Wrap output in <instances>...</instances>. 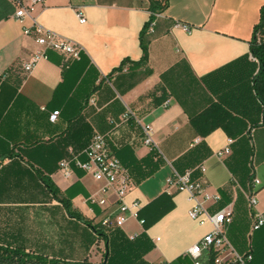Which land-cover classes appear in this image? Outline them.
<instances>
[{
	"label": "crops",
	"instance_id": "1",
	"mask_svg": "<svg viewBox=\"0 0 264 264\" xmlns=\"http://www.w3.org/2000/svg\"><path fill=\"white\" fill-rule=\"evenodd\" d=\"M152 1L162 0L37 5L32 17L38 26L82 49L72 60L24 35L32 18L20 22L13 2L0 0V246L65 264H102L107 252L126 249L136 258L128 264H193L185 254L211 227L189 218L188 194L167 191L166 181L172 168L183 173L203 165L206 172L197 177L212 198L205 206L212 213L232 206L230 242L240 253L253 251L251 264H264V227L252 231L246 198L250 174L260 181L257 210L264 214L263 113L252 88L257 64L250 54L264 0H167L146 36L143 61L141 34ZM41 52L45 56L26 73L24 66ZM145 126L152 128L158 151L144 143ZM94 133L108 136L132 182L126 201L141 203L146 226L129 218L100 238L95 230L116 212L115 196L106 208L92 203L104 183L75 161L72 176L63 178L60 162L69 149L84 162L81 152ZM229 140L230 154L217 157ZM42 177L80 218L68 214Z\"/></svg>",
	"mask_w": 264,
	"mask_h": 264
},
{
	"label": "built area",
	"instance_id": "2",
	"mask_svg": "<svg viewBox=\"0 0 264 264\" xmlns=\"http://www.w3.org/2000/svg\"><path fill=\"white\" fill-rule=\"evenodd\" d=\"M16 8L15 17L24 22L26 18H32L33 26L24 27L23 33L26 36L34 37L36 43L44 50H53L59 52L72 60H78L81 57L82 49L76 44L62 39L57 35L45 31L37 25L36 19L32 17L37 5H44L46 0H31L26 3L24 0H11ZM81 24L86 23V18L82 12H77ZM160 14L156 15L159 18ZM155 21L151 24L149 33L154 30ZM184 31L190 32L191 28L188 25L177 23ZM45 56L44 52L36 54L24 66V71L30 73L37 62ZM95 98L91 99V103H95ZM168 105V102L165 103ZM59 116V112H53L50 116V121L55 123ZM144 143L147 146L153 147V130L149 126L143 127ZM200 139L195 141L199 143ZM233 140H229L228 145L220 152L217 157L222 158L230 154ZM70 156L60 162V172L64 179H69L72 174L71 163L76 162L78 168L85 173L90 174L97 182L104 183L101 189L100 196H91L90 201L103 208L108 206L110 195L115 196L117 203L116 212L109 214L101 221V226L105 229L121 228L125 225L129 218L138 219L142 225L144 222L139 219V213L142 205L139 201L127 203L126 198L132 189V182L126 171L124 170L119 159L114 156L108 146V136L100 133H94L89 145L81 152L86 157L84 162L78 160V155L74 154L72 149H69ZM80 155V154H79ZM195 170L201 174L206 172L203 165L198 166L194 170H187L184 174H179L172 168L171 176L166 181L167 191L175 190L177 192H185L192 202L188 216L200 226L210 225V231L205 234L194 246H192L185 254V257L191 259L193 264H203V259L209 252L216 254L215 264H250L253 259L251 251L245 254H240L230 242L227 236V227L233 222L234 211L232 206H227L215 213L210 212L205 203L212 198L205 194V187L200 179H193L192 175ZM254 188L246 194L248 207L252 216V231H258L264 227V214L257 210L258 200L256 190L260 186V181L254 179ZM216 203L220 198H215ZM159 264H178L170 262H161Z\"/></svg>",
	"mask_w": 264,
	"mask_h": 264
},
{
	"label": "trees",
	"instance_id": "3",
	"mask_svg": "<svg viewBox=\"0 0 264 264\" xmlns=\"http://www.w3.org/2000/svg\"><path fill=\"white\" fill-rule=\"evenodd\" d=\"M167 5H168L167 0H162V1H158V2L157 1L151 2L150 18H149V21L144 26V29H143L142 34H141V47H142V51H143V61H146L148 58L149 41L147 40L146 36L149 34L150 26L155 21L156 15L161 14L167 8ZM250 54L257 64V71H256V74L253 76V79H252V88H253L254 94H255L258 102L262 106V113H263L262 124L264 125V5L260 9L259 20L253 27L252 38L250 40ZM233 143H234V141H233ZM154 150H155V148H154ZM74 154H76L75 151H74ZM67 156L68 157L70 156L69 152H68ZM156 156H158V155L156 154ZM68 157H66V158H68ZM198 166H200V165H198ZM198 166H195V167L190 168L188 170H194ZM174 170L177 171L179 174H184L187 171L186 170L183 173H180L175 168H174ZM198 173H200L198 170H195L193 172V175H192L193 179H198V177H197ZM41 179H42V182L44 183L45 187L47 188L48 192L50 194H52L54 196V198L58 199L65 206L68 214L71 217L80 218V216L78 214L71 211V205L69 202H67L64 199L59 198V196H58L59 192H58L57 188L55 187V185L53 184V182L50 179H47L45 177H42ZM253 181H254V177L249 174V190H252L254 188L253 187L254 186ZM257 191L258 190H256V192ZM139 219L144 222V226L147 225V221L142 217V209L139 213ZM112 229H114V228L105 229L102 226H100L96 230L94 228V230L96 231V233L98 234V236L100 238H106V233ZM137 240H138L137 238H134L133 240L128 242L127 248L130 247V250H133V246L135 244H137ZM234 248L237 250L236 247H234ZM249 251H251V254L253 256V259L250 262V264H251L254 260V254H253L252 250H249ZM130 252H132V251H128V249H126V253L120 254V255L107 252L105 254V257L107 258L106 264H128V262H131V261H133V259H136V258H134L133 255L130 254ZM247 252H244V253L239 252V253L245 254ZM215 258H216V254L214 252H209L207 254V259H208L207 263L208 264H215ZM0 264H65V263L60 262L58 260H51V259H48V258L41 256V255H34L31 253H26L21 249L0 246ZM83 264H88V263L85 262Z\"/></svg>",
	"mask_w": 264,
	"mask_h": 264
},
{
	"label": "rangeland",
	"instance_id": "4",
	"mask_svg": "<svg viewBox=\"0 0 264 264\" xmlns=\"http://www.w3.org/2000/svg\"><path fill=\"white\" fill-rule=\"evenodd\" d=\"M205 15H208V17L210 16V14H205ZM232 245H233L234 247H236L233 243H232Z\"/></svg>",
	"mask_w": 264,
	"mask_h": 264
},
{
	"label": "water",
	"instance_id": "5",
	"mask_svg": "<svg viewBox=\"0 0 264 264\" xmlns=\"http://www.w3.org/2000/svg\"><path fill=\"white\" fill-rule=\"evenodd\" d=\"M106 260H107V259H105V261H104V263H103V264H106ZM82 264H83V263H82Z\"/></svg>",
	"mask_w": 264,
	"mask_h": 264
}]
</instances>
